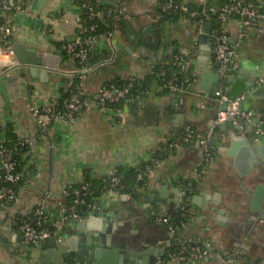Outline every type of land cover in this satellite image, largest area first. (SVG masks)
<instances>
[{"label": "crops", "instance_id": "crops-1", "mask_svg": "<svg viewBox=\"0 0 264 264\" xmlns=\"http://www.w3.org/2000/svg\"><path fill=\"white\" fill-rule=\"evenodd\" d=\"M25 1L30 14L41 22H45L48 14H63L72 19L77 13L72 3L74 0H45L38 13L31 9L33 0ZM185 1L193 8L200 9L204 5L203 0ZM103 4L106 7L103 21L115 29L113 46L105 34L99 36L91 60L109 61L84 77L83 85L88 91H96L106 81L126 80L134 73L144 75L145 79L150 74V67L172 52H181L191 61L206 64L207 73L203 78L199 66L191 63L195 82L182 93L164 90L155 76L151 77L141 100L128 98L123 103L127 114L124 123L115 121L110 112L101 111L92 102L69 127L55 126L51 137L53 146L40 144L25 157V168L30 162L36 167L27 173L26 187L19 199L6 208L0 207V264H44L38 260L42 249H32L26 255L18 254L17 245L10 241L23 213L36 203V196L49 190L56 198L67 183L78 184L87 179L97 182L118 166L137 168L148 163L166 139H173L186 127L205 131L213 125L217 103L209 91L215 84V77L196 38L197 32L203 30V24L189 18L157 20L159 0H104ZM119 7L124 14L114 23L111 13ZM25 18H18L14 25V31H19L11 37L14 45L35 51L59 50L29 30L30 23L27 25ZM240 29L236 23L227 27L231 37H236ZM75 31L73 23H63L57 28L58 35L67 41L74 40ZM212 31L204 42L207 47L214 46ZM246 32L238 50L242 71L239 75L250 82L254 81L259 63L264 61V21ZM155 36L160 39L159 44L153 39ZM65 60L59 71L50 72L44 84L37 78L33 85L21 87L22 98H15L9 90L7 78L0 77V128L7 140L20 136L28 138L37 133L30 106L44 104L46 96L57 97L66 93V73H73L76 64L70 57L65 56ZM260 71L264 73V70ZM237 73L228 79L229 93L241 84ZM256 81L236 97L244 95L245 99H250L249 109L259 117L264 111V96L247 95L258 85ZM217 130L223 135L222 145L229 146L232 128L227 125L222 129L221 124ZM254 140L257 141L258 149L254 155L258 162H253L251 169L244 157L236 159L233 153L218 149L214 160L199 178H196L194 169L200 146L196 140L182 144L165 154L154 166L138 197L110 190L98 197L101 209L109 211L107 217H102L108 223L106 233L100 235L94 231L92 238L88 239L85 231L76 234L70 224L65 237L78 235L85 250L90 252L99 247L94 242L100 240L107 244H104V250L118 247V257L103 252V264H156L158 258L176 249L179 240L209 244L218 255L195 262L167 259L164 264H264V196H261L264 194V142ZM190 182L194 188L188 223L173 235L165 224L155 220L147 205H153L159 215L173 214L182 190ZM258 185H263V189L259 186V192H262L259 195L255 192ZM253 195H258L261 201H252ZM128 252L130 260L126 262L124 258ZM229 256L234 257L229 260Z\"/></svg>", "mask_w": 264, "mask_h": 264}, {"label": "built area", "instance_id": "built-area-1", "mask_svg": "<svg viewBox=\"0 0 264 264\" xmlns=\"http://www.w3.org/2000/svg\"><path fill=\"white\" fill-rule=\"evenodd\" d=\"M202 8H193L185 0H159L157 20L173 17L176 21L185 18L193 19L202 25L207 21L213 22L214 51L212 66L217 69L218 83L214 92L217 110L213 125L205 131L186 127L173 139H166L158 147L153 158L146 164L138 166L136 180L131 192H124L126 185L122 183V175L113 169L96 182L91 179L81 183H67L59 196L49 190L36 196V203L27 209L12 231L10 241L21 249H28L41 243L49 237L58 242L65 237V231L73 221H80L89 215L107 217L109 211L102 210L98 197L107 190L118 193H138L147 184L154 166L167 153L173 152L179 146L190 140H196L200 146V156L194 169L196 178L203 175L206 167L214 160L219 146L222 145L223 135L217 128L228 123L238 131L245 128L255 114L252 110H240L239 103L244 99L240 95L230 99L228 78L234 76L240 69L238 50L246 38V30L254 28L264 21V0H203ZM77 13L70 19L63 14H48L45 22L37 21L29 12L25 0H0V77L10 68L19 65L14 53V25L18 18L26 17L29 30L38 33L44 40L51 42L63 54L70 57L76 64L73 73H66L68 77L66 93L60 96H46L42 105H31L30 112L34 117L37 133L31 137H17L7 140L4 130L0 128V207L6 208L19 198L25 190L30 171L34 170V162L27 164L25 157L31 149L40 144L52 147L51 137L54 127L63 125L69 127L73 120L79 117L94 102L101 111L110 112L112 118L124 123L127 114L123 103L128 98L140 99L144 95L142 81L144 75L134 73L119 84L106 81L94 92L88 91L83 85V79L97 67L108 62V59L91 63L90 57L100 35L105 34L113 46L114 26L104 21L106 7L101 0H74ZM124 14L122 8H117L114 23ZM171 17V18H172ZM63 23H73L76 31L72 41L64 40L57 33V28ZM236 23L241 29L236 37H231L227 31L229 24ZM150 74H154L162 88L172 93L187 91L195 82V75L191 71V60L181 52L166 54L158 63L150 67ZM258 84L264 82V77L257 78ZM256 123L255 139L264 142V111L259 115ZM211 136L215 137L213 145L208 143ZM194 185L190 182L182 190V196L177 210L167 216L159 215L153 205H147L155 220L165 224L174 235L187 226L191 213V194ZM123 190V191H122ZM176 249L168 251L158 258L156 264H164L167 259L180 262H195L197 260L217 256L209 251V244H196L179 240ZM59 264H91L88 258L77 253H67Z\"/></svg>", "mask_w": 264, "mask_h": 264}, {"label": "water", "instance_id": "water-1", "mask_svg": "<svg viewBox=\"0 0 264 264\" xmlns=\"http://www.w3.org/2000/svg\"><path fill=\"white\" fill-rule=\"evenodd\" d=\"M12 2L14 0H11ZM104 0H102L103 2ZM45 0H33L32 4V11L34 13H38L41 9V7L44 5ZM111 16H114V13H111ZM213 28V22L207 21L203 24V30L198 31L196 38L201 44L199 46L200 50L204 51V54H206L207 63H210L212 65V55L214 46L211 44L210 47H207L204 45L205 40L209 38V32L212 31ZM213 37V36H212ZM154 40H156V43L159 44V40L157 36L153 37ZM14 53L15 56L19 62V65L10 68L7 70L4 74V76L7 78V81L9 83V90L14 95L15 98H22L23 95L21 93V87H23L25 84L27 85H33L35 83V80L38 78L42 84H44L49 79V74L51 71H59V66L61 63H66L65 61V55L63 54L62 50L58 51H35L33 48L30 47H24L22 45H14ZM205 59V60H206ZM192 64L199 66V72L202 73L203 78H205V75L207 71L205 70V65L201 62L197 61H191ZM260 70H264V61L260 62L258 65L257 71L254 72V81H256L259 77H264V73ZM209 72V71H208ZM211 73L215 77V84L210 89L209 94L214 95V92L217 88L218 83V72L217 69L212 66ZM239 73H242L241 69H239L237 76ZM231 78V77H230ZM228 78V79H230ZM240 79V86L238 85L234 90L230 93V99H235L236 95H239L242 91L245 90V87H252L254 81L246 82L244 80V77L241 76V74L238 76ZM246 79V78H245ZM228 82V81H227ZM238 82V83H239ZM247 95L251 97H263L264 96V82L259 83L256 87H253L251 90L247 92ZM250 99L244 97L243 100L239 103L240 110H249L250 108ZM258 117H253L250 122L245 123V128L242 131H238L236 129H233L230 124L223 123L222 129L225 128V126L229 125L232 130L230 131L231 136V143L229 146H220L219 150L225 151L228 154H234L236 159L239 157H244L250 166V169L252 167L253 162H258V159L254 155V151H256L257 148V141L254 140L255 137V126L258 122ZM208 143L213 145L215 143V137L211 136L208 140ZM263 189V185H258L255 189V192H258L257 194H261L262 192H259L261 188ZM258 195L252 196V201H261V198H259ZM261 196H264L262 194ZM260 196V197H261ZM255 204V203H253ZM110 219V217L108 218ZM107 220L103 219L100 216L97 215H89L85 219H82L80 221H73L72 227L76 230V234H78L79 231H85L87 238H92L93 232H98L101 234H104L107 232ZM90 243V242H89ZM96 246H99L98 248H94L93 251H87L85 250V247H83V240L78 236L74 235L72 237H63L62 240L56 241L55 238L49 237L42 241L39 244H36L28 249H21L17 247L18 254L26 255L27 252H29L32 249L40 248L42 249V255L38 259L40 262L44 264H59L61 262V258L66 255L67 253H77L79 255H82L84 257L90 258V261L95 260V263L93 264H103L101 261L102 254L104 253H111V256L118 257V247L112 248L111 251L104 250V244L103 241L94 242ZM107 245V244H106ZM105 245V246H106ZM209 251L212 253H218L216 249L212 248L211 246L208 247ZM131 252V251H130ZM128 252L127 256L125 255L124 260L128 262L130 258L128 255L130 254ZM132 253V252H131ZM234 256H229V260H232ZM222 258V257H221ZM221 258H218L219 261H223ZM92 259V260H91ZM92 263V262H91ZM223 264V263H222ZM231 264H238V262H233Z\"/></svg>", "mask_w": 264, "mask_h": 264}, {"label": "trees", "instance_id": "trees-1", "mask_svg": "<svg viewBox=\"0 0 264 264\" xmlns=\"http://www.w3.org/2000/svg\"><path fill=\"white\" fill-rule=\"evenodd\" d=\"M172 17V16H171ZM169 17L168 19H172V20H175L173 17L171 18ZM91 63H93V61L91 60V57H90V60H89ZM152 75V76H151ZM147 74L145 76V79L142 81L141 84H143V86L145 87V85L148 83V80L151 79V77L154 76V74ZM125 80L123 81H120V82H117L119 84L123 83ZM146 88V87H145ZM146 163H143L142 165H144ZM141 165V166H142ZM116 170L118 171V173L120 175H122V183L126 185V189H124V192H131V187L134 185L135 183V180H136V174H137V171H138V168H135V167H123V166H118L116 167ZM194 185V184H193ZM145 187V186H144ZM143 187V188H144ZM123 191V190H122ZM140 192V191H139ZM138 193L134 194V197H138Z\"/></svg>", "mask_w": 264, "mask_h": 264}, {"label": "rangeland", "instance_id": "rangeland-1", "mask_svg": "<svg viewBox=\"0 0 264 264\" xmlns=\"http://www.w3.org/2000/svg\"><path fill=\"white\" fill-rule=\"evenodd\" d=\"M15 31H16V34H17V32H19L18 30H15ZM15 31H14V35H16V34H15Z\"/></svg>", "mask_w": 264, "mask_h": 264}]
</instances>
